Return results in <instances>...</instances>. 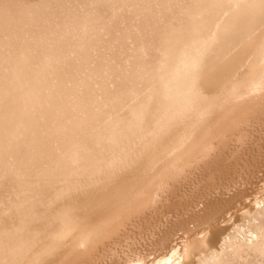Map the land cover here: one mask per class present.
Here are the masks:
<instances>
[{"label":"bare ground","instance_id":"6f19581e","mask_svg":"<svg viewBox=\"0 0 264 264\" xmlns=\"http://www.w3.org/2000/svg\"><path fill=\"white\" fill-rule=\"evenodd\" d=\"M0 36V48L10 45L0 49V264L34 241L30 257L42 251L44 234L73 222L69 209L106 203L107 188L116 196L131 190L137 165L145 160L148 169L165 153L179 168L169 181L205 172L211 182L234 167L238 188L230 193L231 183L227 197L192 204L194 228L168 222L151 239L146 227V253L134 247L111 264H177L184 247L204 238L211 242L198 250L214 248L222 223L264 193L262 159L236 165L226 150L237 120L264 124V0H0ZM196 149L198 164L186 157ZM101 179V194H74ZM180 184L163 186L135 219L165 212L182 198ZM76 223V234L61 240L72 250L70 263L90 261L118 232ZM181 229L186 234L174 239Z\"/></svg>","mask_w":264,"mask_h":264},{"label":"rangeland","instance_id":"374dc122","mask_svg":"<svg viewBox=\"0 0 264 264\" xmlns=\"http://www.w3.org/2000/svg\"><path fill=\"white\" fill-rule=\"evenodd\" d=\"M0 38H2V36H0ZM9 46L6 42H4L3 46L0 49L1 51H4L3 49H5V47L9 48ZM48 48L50 47L49 46L47 47V45H42L41 48L40 49L38 48V49L40 51L46 52ZM3 65H4V62L0 60V72L2 70ZM243 120L240 122L239 120H237L236 124L233 123L234 119L231 120L234 125H232L233 127L230 128L231 129L230 131L232 132L233 135L231 134V132L229 133L231 134V136L229 135L231 137L229 141L232 143L226 144V150L228 149L227 153L230 155L227 161L231 163H235V164L237 163L236 165H240V163L243 162L245 158L248 157L252 159L254 157L253 163L255 164H257V162L262 159L260 164L262 163L263 166L262 168L261 167L260 168L264 170V155H262V153H259V150L261 148L263 149L262 146H264V141H262L264 140V124L263 122H261L260 124H254V125H251V127H247L246 123H244ZM244 133H245V136H243L244 139L242 138L243 141H240V143H236L237 142L236 139L239 137V135H244ZM233 137L235 140L232 139ZM258 139H260V141ZM257 141L263 145H259ZM190 142H191V145H193L192 147H195L196 143H198V138ZM254 142H257V143L253 144ZM174 143H175L174 139L173 140L169 139L168 145L170 147L169 148L170 151L173 150V148L171 149V147H173ZM250 145L252 147L254 145L255 146L252 148ZM193 153L194 154L187 155L186 157L187 158L190 157L191 159L195 160L194 164H198V149L194 150ZM242 154H244V156ZM165 155L166 153L160 158H158L157 159L158 161L154 160L153 161L154 163L152 162L149 165L148 169H151V170H148L147 168L145 170L142 169L143 165H145L143 164L145 160L141 161V163L137 165V167L140 169H138L139 172L138 171L135 172L137 174L136 183L138 181L139 182L143 181V183L140 182L141 184H138L139 183L138 182L137 184H135L137 186H133L131 190L126 191L124 190L123 188L124 186H123L122 187L123 189H121L123 191L119 192L118 193L119 195L116 196L115 194H117L116 191L118 190L116 189L109 190V188H107L106 189L107 196H109L110 199H108L109 201H107L106 203L97 204V206L96 205L90 206L88 208H91V209H87V210L83 209V207L81 208V206H78V205H75L74 207L69 209L67 214H72V215H69V216L66 215V216L74 219L73 222L71 223V221H68V222L66 221L63 224L58 223L59 225L56 227H59V228L61 227L58 233L56 234L54 233L49 236L48 235L50 234V231H49L48 234L46 233V236L44 234L43 238H41L42 241L40 240L41 241L40 244L42 246L40 247V249H42V251H39L34 256L30 257L33 247H35V245L37 244V242L35 243L34 241V244L29 246L28 248L26 247V249H24L23 252H21L10 264H16V263L17 264H75V262L70 263L71 256H72V250L69 248L70 245L67 244L68 241H66L65 243V242H61V240H62V237L66 233L71 232L69 233L70 236H73L76 234L75 231L79 227L77 226L76 220L81 221L82 224H85L87 226L94 224V226H96L95 227L96 231L99 229L100 230L104 229V228L105 230L109 232L113 229H118V232L116 234L111 233L114 235L110 236L109 239H106L104 241V244L97 249V251L95 252L93 257L90 259V261L84 262L85 264H111L112 259L114 258L115 255H119V260H121V263H123L124 261H126V258H127L126 254H130L134 252L132 251L134 247L139 248L138 251L141 250L142 253H146L145 251V249L147 248V245L145 243L146 240L143 239V235L145 233L144 230H146V227L147 228L149 227V229L150 227H152V231H154L153 234H150L151 239H153L152 237L158 236L157 230H159V228L164 229L167 225H170L169 224L170 222L172 224H175L178 227H180L179 225H181V223L184 222L186 223V225H188L187 226L188 228H192V227L194 228V225L196 226L197 221L194 219L192 220L189 217V215L192 212L191 210H193L194 208L193 207L194 205L192 204H194L198 200L199 207H201L204 201L206 202L208 200L215 201V200H218L219 198L221 199L222 197L223 198L227 197L229 195V192L227 191L228 194L226 193V190H227L226 186L230 185L231 183L232 185L230 186V189H231L230 193H233L234 190L238 188L234 186L233 181L237 182L236 179L239 180L241 178L237 177L238 175L236 171L238 170L237 168L234 169V167H233V170H228L226 175L223 174V171H222L221 176H220L221 173L219 175L216 174V176L211 182H208L209 178H207V175H205V172L202 174L200 173L197 177L198 179L195 178L194 175H191L185 181H176V180L169 181L171 174L177 171L179 168L176 167L177 163L175 162L176 158H174L175 157L174 154L168 156L167 159L164 161L163 159L166 157ZM257 155H259V157ZM167 160H168V163H166ZM169 163L170 164L172 163V164L170 165ZM153 164H155V166ZM157 165H158V170L156 168ZM166 165L168 166L166 167ZM150 166L151 167L154 166V167L151 168ZM159 166H161V168ZM155 168L156 170H154ZM256 170H257V167H256ZM157 171L160 172L161 174L158 173ZM148 173L149 174L152 173V175L150 176ZM248 173L250 175L251 171L249 170ZM261 174H262V171H260L258 175L260 176ZM147 175L149 176L146 177ZM247 175L248 174H245V176ZM223 177L226 179H224ZM200 179H202V181ZM196 180H198L199 183L200 181L202 183H200L199 185V183ZM253 180L258 182L259 178L257 179L253 178ZM216 181L219 183H216ZM119 182L122 184L125 183L124 180H119ZM179 183L181 184L179 188L176 190V195H181V196L183 195L181 199L173 200L170 202V204L167 203L168 204L167 208L166 209L164 208L166 211L162 212L161 214L151 212L152 215H148L149 217H145L146 219V220L144 219L145 222L144 220L142 221L144 217L140 219L136 218L137 220L135 219V217H137L138 214H140L141 212V210L138 207H141L142 204H145V202H147L150 198L154 197V194L161 191V188L163 186L164 188L176 187ZM213 183H216V184L214 185ZM105 184L106 183L102 181L101 179L97 183H94L92 185L90 184L87 189L80 188L74 194L77 195V194H82V192H86V193L88 192L89 194L96 193V195L97 194L99 195L103 187H105ZM109 184L112 185L111 183ZM144 186L147 187V189L144 188ZM210 188L212 189L210 190ZM220 188L222 189L220 190ZM132 190H134L135 192L134 194ZM143 192L147 194V196H145ZM202 192H204V194H202ZM127 193L130 196H127ZM135 197H138L140 199L135 198ZM79 210H81V212ZM77 211L81 214H79ZM164 213H165V216L163 217ZM66 216L64 217V219L67 218ZM166 219H169V221L165 222ZM137 223L139 224V226ZM222 224L225 225L223 226L226 227V229L220 235L217 246H215L214 248L207 247L206 249L198 250L202 248L203 246L207 245V243L211 241H208L207 238H204V237L201 243H198V241L196 242L194 241L190 243L187 247L183 248L182 250L183 257L181 258L179 262H177V264H264V193L261 194L259 197L249 201L244 208H242L241 210H239L232 216L228 217ZM222 224L219 222L217 226H221ZM137 227L139 230L138 229L135 230V228ZM200 228H202V226ZM181 231L182 233H180ZM181 231L178 230L177 234H175L173 238L180 240L179 237H183L186 234L185 232H183L184 230L181 229ZM180 234L183 236H180ZM138 235L139 237H137ZM88 236H91V235L88 234ZM134 241L138 243H134ZM24 252H26L27 255ZM101 255L104 257H102ZM103 260L105 261V263Z\"/></svg>","mask_w":264,"mask_h":264}]
</instances>
